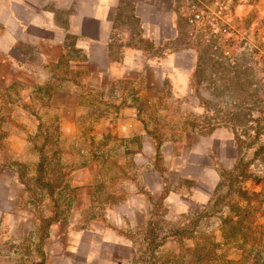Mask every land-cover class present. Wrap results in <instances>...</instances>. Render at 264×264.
Segmentation results:
<instances>
[{
  "label": "crops",
  "instance_id": "1",
  "mask_svg": "<svg viewBox=\"0 0 264 264\" xmlns=\"http://www.w3.org/2000/svg\"><path fill=\"white\" fill-rule=\"evenodd\" d=\"M236 2L233 16L249 23L255 43L264 42V0ZM191 34L183 35L176 0H0V126L16 130L0 137V159L22 157L27 133L50 126L55 114L59 139L80 143L65 133L88 125L79 115L89 108L97 119L87 142L106 144L91 155L81 150L87 161L70 172L76 201L64 215H22L27 185L15 167L0 168V264H127L136 239L158 238L159 207L182 218L211 202L237 141L229 123L212 119L205 130L185 124L180 99L236 95L245 75L228 70L242 65L240 56L210 55L203 81ZM217 59L227 65L222 72L213 69ZM112 95L120 96L116 119L101 113L109 104L103 96ZM160 96L173 98L174 106L156 110H177L175 129L151 132L167 126L144 115V102ZM109 159L123 165L107 174ZM106 174L133 176L129 190L122 177L104 188L97 179ZM96 189L109 192L97 196ZM25 223L31 231H19Z\"/></svg>",
  "mask_w": 264,
  "mask_h": 264
},
{
  "label": "rangeland",
  "instance_id": "2",
  "mask_svg": "<svg viewBox=\"0 0 264 264\" xmlns=\"http://www.w3.org/2000/svg\"><path fill=\"white\" fill-rule=\"evenodd\" d=\"M176 1L183 35L188 39L192 32L194 43L198 45L202 59L198 70L200 75L203 71V81L206 76L205 70L211 65L207 63L206 56H240L243 61V66L238 67V64H234L228 69L230 72L240 71L245 75V81L243 84L240 82L242 85L236 95H192L182 96L180 99L185 124L191 123L197 129L205 130L212 119L214 123H229V129L233 130L237 141L233 150L235 154L230 163L226 160L222 164L223 181L209 204L198 208L197 212L179 217L180 219L179 214L159 207L157 216L162 218L163 226L161 225L162 230L158 238L150 237L149 242L141 238L136 239L135 254L127 264H264V42L255 43L254 32L250 30L249 23L240 24L237 16H233V12L229 16L223 39L215 36L206 41L209 34H206L205 26L194 32V27L188 19L200 6L210 7L212 11L215 7L214 0ZM229 4L234 10L237 2L229 0ZM244 36L245 38L247 36V39L243 38ZM239 42L242 49L238 48ZM227 45H230L229 48ZM215 61L217 65L212 64L213 69L222 72V66L227 65L222 63V59ZM233 82L235 87L237 81ZM203 86L205 87V83ZM119 99L120 96L116 95L103 96V102H108L109 106L103 107L102 115L109 119L119 117L117 114ZM158 103H163L166 107L174 106L172 96H160L155 102H144L146 107L149 106L144 115L149 118H165L167 124L165 127L153 126L150 131L174 130L173 118L177 117V110L174 112L156 110ZM4 116L0 111V121ZM53 118L50 126L39 127L37 131L32 129L27 133V142L20 144L24 150L21 153L22 157L0 159V168L6 164L15 167L21 181L27 185L20 211L28 219L41 218L51 211L64 215L72 209L76 193L75 188L69 185L75 179L70 172L87 161V158L79 157L81 150L84 149L86 155H91L95 146L98 149L101 145L103 149L106 145L105 142L98 145L87 142L86 138L92 139L91 134L94 131L92 124L97 119L90 108L79 115V119L84 123L88 122V125L81 126L74 132L65 133L79 135L80 143L64 142L59 139L63 132L57 126H53L57 115L55 114ZM158 122L162 124L163 121ZM15 132L13 127L0 126V137ZM104 161L103 168H106L107 174L123 165L118 164L115 159ZM107 174L97 179L98 182H102L104 188H110L117 178L122 177L121 182L129 190L127 178L133 176ZM62 184L65 185L61 188ZM95 191L93 193L97 196L109 192L107 189ZM85 199L88 200V196ZM93 212L92 208H86L87 215H93ZM231 225H234V228ZM30 226L31 224L25 223L19 231H31ZM177 228L182 229V236L169 237L170 233L177 235ZM30 243L31 241L27 239L22 245L29 247Z\"/></svg>",
  "mask_w": 264,
  "mask_h": 264
},
{
  "label": "built area",
  "instance_id": "3",
  "mask_svg": "<svg viewBox=\"0 0 264 264\" xmlns=\"http://www.w3.org/2000/svg\"><path fill=\"white\" fill-rule=\"evenodd\" d=\"M214 5L215 7L212 11L210 10V7L200 6L191 13L190 18L188 19L194 27V32L203 29V26H205L206 34H209L206 41H209V38L211 39L215 36L223 39V33H225L227 29L226 25L228 24L229 16L233 12L229 0H214L213 6ZM219 19L221 20L219 21Z\"/></svg>",
  "mask_w": 264,
  "mask_h": 264
},
{
  "label": "trees",
  "instance_id": "4",
  "mask_svg": "<svg viewBox=\"0 0 264 264\" xmlns=\"http://www.w3.org/2000/svg\"><path fill=\"white\" fill-rule=\"evenodd\" d=\"M231 227L234 228V225H231ZM182 234H183L182 229L180 228V229L178 230V228H177V236H182ZM157 243H158V242H157Z\"/></svg>",
  "mask_w": 264,
  "mask_h": 264
}]
</instances>
